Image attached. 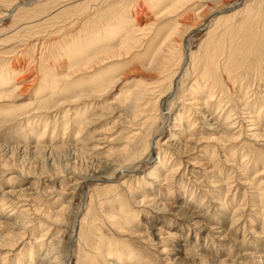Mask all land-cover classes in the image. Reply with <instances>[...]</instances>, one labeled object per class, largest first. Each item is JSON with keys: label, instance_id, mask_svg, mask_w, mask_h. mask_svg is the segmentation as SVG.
<instances>
[{"label": "rangeland", "instance_id": "374dc122", "mask_svg": "<svg viewBox=\"0 0 264 264\" xmlns=\"http://www.w3.org/2000/svg\"><path fill=\"white\" fill-rule=\"evenodd\" d=\"M80 1L85 6L90 5V13L94 14H85L72 27L68 23L61 31L50 29L53 31L51 37L33 36L32 30V34H29L31 31L26 33L22 42L14 38L13 42L0 45V63H3L6 52L14 51V64L22 66L14 79L27 76L26 80H20L19 84L23 86L15 93L16 100L9 101L14 105L6 106L8 109L13 107L10 110L12 112H9L10 117L5 114L0 116V264H46L42 263L43 254L49 251L48 244L53 239L58 247L53 253L56 257L53 260L57 264H104L107 262L104 256L108 251L102 248L104 253L95 254L99 244V236L94 235L96 232L89 231L82 239L80 236L78 238L81 228L79 219L85 216V211L89 208L92 216L98 219L101 233L109 239L112 249L116 251L128 245L126 254L132 259L126 264H264V174L260 175L264 173V0H197L185 6V10L182 9L177 15L160 19L158 17L165 8L177 0ZM71 2L72 0H0V38L17 30H28L29 19L46 17L54 8V11L71 12ZM124 5L126 11L133 8L137 10L135 16H141L143 21L147 20L144 22L153 23L157 20L152 33L143 40L144 43L149 40V46L140 48L141 52L137 50L140 55L136 52L132 55L134 57L115 58V61L112 59L103 67L97 66L98 72L103 71L104 76L97 79L95 85H102L99 87L103 88V92L100 91L105 94L103 98L85 100L86 93L97 88L91 84L87 85L91 87H86L85 82V96H80L81 100L75 101L79 98V91L70 84L73 88L69 85L71 89L66 88V93H57L55 103L50 104L49 100V104H41L49 106L51 112L42 117H34L32 113L40 106L38 101L50 99V92L39 88V82L29 84L33 74L28 68L34 65V59L39 57L42 50V46L35 47V44L48 39L49 43H53L48 51H56L59 44L67 42L73 34H79L87 19L99 22L108 15L105 12L111 6L125 9ZM152 7L155 9L152 10ZM99 12L101 14L97 15ZM234 14L235 17L226 20L227 15ZM72 19L71 16L69 20ZM171 25L186 28L182 38L186 35L187 41L185 37L181 43H177L179 51L173 53L182 60L179 68V65L174 64V70L181 71L184 67L176 85L174 82L173 91L174 75H170L172 79L168 78L166 83L163 82L165 85L158 84L157 88H163L165 90L162 91L165 92L153 113L157 112V118L161 117L162 120L167 117L166 128L161 130L160 137L155 136L159 144L155 145L153 142L151 149L143 152V162L133 165L134 169L126 176L122 174L111 177L113 181L109 180L108 176L113 173L112 164L123 160L125 154L126 158L133 156L138 149L137 145L133 149L130 135L139 126L140 120H134L131 117L134 115L127 111L125 114L124 98L128 94L121 93L128 89L148 90L161 79V71L156 64H151V57L148 55L146 59H140L139 56H143L144 52L147 55L148 51L150 55H154V50L164 44L165 48L161 49H166L167 44L164 42L169 36L167 30L172 28ZM212 30L216 32L215 36L207 41ZM223 36L228 38L225 39V45L233 41V65H237L232 66L233 70L228 72L223 70L225 74L221 73L220 76L224 79L220 84L212 86L209 82L208 89L202 91L205 80L201 78L203 73L197 71L195 66L198 62L204 63V55L210 48L207 43ZM118 42L116 40L114 44L118 46ZM115 45L106 47L112 48ZM75 46L77 47L72 44L71 50L67 52L70 58ZM227 47L229 49V45ZM18 48H25V54L19 53ZM64 50L61 49L62 52ZM214 51L216 52L215 48ZM191 55L197 57L195 65L189 64V58L194 59ZM65 57L63 62L66 65L69 59ZM175 57L173 61L178 60ZM221 61L224 62L223 59ZM68 66L67 64L65 67ZM75 67L83 66L79 64ZM5 68V64L0 66V74ZM64 73L62 71L61 75ZM83 73L85 72L81 74ZM81 74L75 79L80 80L82 76H86ZM195 76L200 79L197 87L194 86L197 88V97L189 91V87L196 81ZM84 79L85 77L82 80ZM199 85L203 87L202 90ZM67 89L70 94H67ZM210 91L216 97L214 100H210ZM191 96L202 100L198 104L200 108H197L208 114V120L202 122L200 115L196 114L197 109L192 107L190 114L184 116L182 124L177 126L179 123L173 122L178 109L180 106L190 108ZM149 98L142 102L149 101ZM206 101L210 102L207 104ZM91 104L102 106L94 110V114L100 117L97 120L92 118V121L83 125L79 116L75 115L78 111L89 110ZM230 110L242 113L240 116L244 115L243 118L250 114V120L254 119V131L260 136L258 141L252 140L254 137L247 135L248 130L240 129L239 126L232 130V135L227 133L228 136L238 137V140L227 141L224 153L217 148L215 142L203 139V136L209 135L203 131L207 132L204 130L208 127L207 124L213 123L214 127L218 126L220 129L216 135H224L227 132L225 122ZM25 114L32 116L29 119ZM157 122L159 124L160 119ZM250 123L251 121L246 122L245 126H252ZM81 125L82 133L78 134ZM45 127L49 129L44 143L50 149L45 152L36 151L34 146L39 136L37 133L44 131ZM148 132H151L149 128L144 131V135ZM200 138L203 140L198 141ZM128 143L131 145L124 152ZM159 147L165 151H160V155ZM167 174H171L168 179ZM111 186L120 195L114 202L107 200L111 196ZM24 193L29 197L25 198ZM98 198L103 199L102 206L99 205ZM6 202H10V206L3 212L1 204ZM15 205H23L20 210H30L29 215L22 216L24 212L21 213L17 206L14 208ZM65 205L68 208L64 215L57 216L56 212ZM122 207L126 208V220H129L125 224L123 219L125 228L121 230L124 232L115 230L107 220L108 214L120 219ZM13 210L17 212L11 216ZM58 217L63 219L57 220ZM47 230L49 232L42 240L45 244L40 246L36 241ZM15 240L19 242L14 248H10L9 244ZM130 250H135V253L128 252ZM87 254H91L90 260L85 259ZM108 262L125 264L117 263V259Z\"/></svg>", "mask_w": 264, "mask_h": 264}, {"label": "bare ground", "instance_id": "6f19581e", "mask_svg": "<svg viewBox=\"0 0 264 264\" xmlns=\"http://www.w3.org/2000/svg\"><path fill=\"white\" fill-rule=\"evenodd\" d=\"M193 2H197V0L196 1L195 0L194 1L193 0H182V1L177 0L176 3L172 2V4L170 6H168L167 8H165V10L161 13V15H159L158 18L159 19L160 18H165L167 16H170V15L172 16L174 14L177 15V13L179 11L181 12V10L184 9L185 6H189ZM69 6H71V8H72L71 12H69V11L64 12V11H60V10H57V9L54 11V9H55L54 8L52 11H50V13L46 17H42V18H38L37 17V19H35V18L33 19L32 18L33 20L29 19V29L28 30H25V31L24 30H17L15 32H12L9 35H7V37H3L2 36L0 38V45L4 44L6 42H11L12 39H14V38L17 39L19 42H22L26 38V33L31 31V33H29V34H32V30L34 31L33 32V36H39L41 38L51 37L52 36L51 33L53 31L58 32V31L63 30V28L68 23H69V25L71 24L70 27H72L73 24L79 22L82 18H84L85 14H86V16H90V15L94 14V13H90L91 12L90 11L91 9L89 8L90 5L85 6L80 0H74V1L72 0L71 4L69 3ZM80 6H85V8L84 7H80ZM124 6H125V9L123 7H120L119 9H115L113 6H111L110 9H107L106 12L102 11V12H105V14H108V15L103 20H101L99 22L98 21H92L91 22V21H88V19H87L85 21L84 26L79 30V34H77V33L73 34L67 42L59 44L58 49L56 51H53V52L50 51V50L48 51V49H49L48 47L52 46V44H53L51 42L49 43L48 39H46L42 43H40L41 42L40 41V42H37L35 44V47L36 46H42V50H41V54L39 53L40 54L39 57H36L34 59V62H35L34 65H32V67L29 66L30 64L28 65L29 66V68H28L29 70L28 71L33 74L31 79L29 80V82H31L29 84L30 85H34V84L39 82V85H40L39 88L41 87L42 89L50 92V99H48V100H44L43 99V101L41 99L40 101H38V103H40L39 104L40 106L38 107V105H37V107H38V108H36L37 110L35 109L34 113H32V114H34L33 115L34 117H42L44 114H47V112H51L49 110V108H50L49 106H47L46 104H44V106H42L41 104L43 102L49 104L48 103L49 100L51 101L50 104L55 103V101H57L56 100L57 99L56 98L57 97L56 96L57 93H62V92L66 93L65 89L69 88L70 84H72V86L74 85L76 87L75 88L73 86L75 88V90L78 89V91H79V92H77L79 98H77L75 101L81 100L80 96H82V97L85 96L84 95L85 94V88L83 87L85 85V82L87 83L86 87H91L92 85L96 86L95 85V83H97L96 80L101 78L102 76H104L103 75V71H99L98 72L99 68L96 69L97 66H99V67L102 66L103 67V65L107 64L112 59L114 60L115 58H117V59H119V58H124V59L129 58L134 53H136L137 50L141 52L140 48L145 47V46H149V42L150 41L148 40L146 43H144L143 40L145 38H148V35L150 34V32L152 33V31H153L152 27H153V25H155L157 20L155 19L153 23L144 22V21H147V20L143 21L141 16H140V18H137L135 16V15H137V10H135L133 8V9H127L128 11H126V5H124ZM153 9H155V8L152 7V10ZM139 12H140L139 13V15H140L141 14V9L139 10ZM98 14L100 15L101 13L99 12V13H97V15ZM236 14H238V13H236ZM236 14L227 15L225 18H226V20H228L230 17L231 18H233V16L235 17ZM258 15H260V14H258ZM71 16L73 17V19L69 20ZM243 16H245V15H243ZM246 17H248V16H246ZM254 18H255V16H254ZM220 19L221 18H219V20ZM245 19L247 20V18H245ZM252 20H254V19H252ZM169 23H171V22H169ZM31 26H33V28H31ZM187 26H189V25H187ZM226 26H229V24L226 25ZM165 27H167V29H168V25H166ZM86 28H88V29H86ZM50 29H52L53 31H50ZM185 29L186 28H183V29L182 28H178L177 25H175L174 27L172 26V28L167 30V32H169L168 33L169 36L166 39V42H164V43L167 44L166 49H161L163 47L165 48V44H164L163 47H161V48L159 47L158 49L154 50L155 51L154 55L153 54L150 55L149 51H148L147 55H145L144 54L145 52H144V53H142L143 56H139L140 59H144V58L146 59L148 57V55H149V57H151V64L154 63V64L157 65V67L161 71V76L162 77H161V79L159 81L157 80L158 82L153 83L154 85L152 84L151 88L148 89V90H144L143 88H140V89H137V90H134V91H129V89L122 91L121 94H128L127 98H126V96L124 98V109H125L124 112H125V114H126V111H127L128 113H131V114L134 115V116H131L134 120H136V121L140 120V123H138L139 126L134 131H132L131 135H130L131 140H132L133 149H134V145H137L138 149H137L136 153L133 156H131L129 158H126V154H125V158H123V160H121L119 163L112 164V165H114L113 170L111 169V167H110V169L113 171V173L111 172V175L108 176L109 180L113 181V179L111 177H113V178L119 177V176H122V174H124V176H126L128 174V172L131 171V169H134L133 165H135L137 162H143V160H144V159H142L143 152L144 151H148L149 149H151V146H152L153 142H155V145L159 144V140L156 139L155 136H157V138L160 137L161 130L166 128L165 124H166L167 117L166 118L164 117L165 119L162 120L161 117L157 118L158 117V114H156L157 112L153 113L154 111H156V108L158 107L157 106L158 102L163 97V94H164L163 92H165V91H162V89H163L162 87H161L162 89L159 88L161 91L158 90L157 88H158V84L159 85H162V84L165 85V83L168 80V78L172 79V78H170V75L171 76L174 75L175 77H174V79L172 81V88H171L172 91H173L174 82H175V85H176V81H177L178 77L180 75H182V73L184 72V67L183 68L181 67L182 68L181 71L178 70L176 72L174 70V68L176 67L175 66L173 68L174 64H177V66L179 65L177 67V68H179L182 60H180L177 57H175L176 55H173V53L176 50L179 51V47H178L177 43H181L184 40L185 37H186L185 40L187 41V36L186 35L184 36V38H182L183 32L187 30V29L186 30ZM223 32H224V30H223ZM223 32H221V33H223ZM23 33L25 35H23ZM215 33H216L215 30L210 31L209 38H208L207 41H210V38L213 39L214 36H215ZM60 39H61V37H60ZM225 39L226 40L228 39L227 36H223L220 39H217L215 41H211V43H209V42L207 43V45L210 44L209 45L210 48L207 49V51H206V53L204 55L205 60H204L203 64H201L200 62H198V64H196L197 61L196 62H194V61L197 59V57L196 56L194 57V55H191L192 57H194L193 60L191 58H189V64H192V65L196 64L195 67L197 68V71H200V72L203 73V77H201L202 79L205 80V82L202 83V85L204 87V88L202 87L203 90H202L201 86L199 85L200 86L199 89L201 88L202 91H205L206 89H208L207 87L209 86V82H210V84L212 86L220 84V82L224 79V78L222 79V76H220L221 73L225 74L223 72V70L228 72L230 70H233L231 68L232 66H236L237 65V64L233 65L235 63L233 61V55L234 54H233V52L231 50V48L234 47V46H232L233 45L232 44L233 41H231V43L228 44L229 45V49H228V47H227L228 45L227 44H226L227 46L225 45ZM229 39H231V38H229ZM116 40H119V42H118L119 45L118 46H116L114 44L116 42ZM79 41H82V42L78 43ZM226 43H227V41H226ZM234 43H235V41H234ZM72 44H76L77 47L76 46L74 47V49H73L74 54H72V56H71L72 59H71L70 55L67 52L71 50L72 47H70V46ZM113 44L115 45V47H112V48H107L106 47V46H114ZM187 45H188V43H187ZM54 46H57V45H54ZM62 48L65 49L64 52L61 51ZM214 48L216 49V52L214 51ZM23 49H25V48H21V49L18 48L19 53L25 54V50H23ZM54 49L55 48H53V50ZM145 49H142V50L145 51ZM147 49L149 50L150 48L148 47ZM220 50H222V52H219ZM140 52L139 53L137 52V54L140 55ZM12 53H14V51L6 52L4 54V56H3V63H0V66L5 64V67H6L5 68L6 70H4L0 74V116H2L4 114L6 116L10 115V113L12 112V111L10 112V110H13V107L12 108L10 107L8 109V107H6V106L11 104L9 101L16 100L15 99V93L17 91H19L21 86H23L22 84H19V83H21L20 80H24V79L26 80V78H27L26 75H22V76H18L16 78V80L14 79L15 78V74H17V72L20 71V69H22L21 68L22 66L20 64H18V63L14 64V61H13L14 58H13ZM259 54H260V52H259ZM64 56H66L67 59H69V63H67L69 66L67 68L65 67L67 64L65 65L64 62H63V57ZM132 57H134V56H132ZM174 57L177 58L178 60L173 61ZM189 57H190V53H189ZM222 59L224 60V62L221 61ZM38 62H40V63L38 64ZM22 64H24V63H22ZM79 64H81L83 67L76 68L75 66H77ZM168 65L170 67L167 68ZM158 68H156V69H158ZM193 70H194V68H193ZM62 71H65V73L61 75ZM197 71H195V72H197ZM82 72H85V73L81 74ZM91 73H93V74H91ZM80 74L81 75H86V76H82L83 78L85 77L84 80H82L83 78L82 79L80 78V80H78L79 78L75 79V77L76 76L78 77V75H80ZM108 75H110V74H108ZM56 76H59V77H56ZM196 76L194 77L195 79H196ZM200 76H201V74H200ZM214 76H216V77H214ZM158 77H159V74H158ZM104 80L106 81V79H104ZM164 81H165V83H163ZM198 81H200V79H196V81L193 82V84L191 83L192 85L189 87V91L193 92V93H191V94H193V96L195 94H197V91H196L197 88H195L194 86L197 85ZM71 82H74V83H71ZM223 83H224V81H223ZM90 84H91V86H87V85H90ZM99 85H98V87L96 86L97 88L94 89V90L90 89L89 93H86V96L84 97V99L85 100H90V99H94V98H97V99L103 98L105 96V94L104 93L103 94L100 93V91H102L103 88H100V87H102V85H100V87H99ZM224 85H225V83H224ZM234 85H236V84H234ZM72 86H71V88H73ZM12 87H14L13 88L14 90L10 91V89ZM168 87H167L166 90H168ZM71 88H69V89H71ZM212 88L213 87H211V89ZM72 90H71V92H72ZM163 90H165V89H163ZM224 90H225V88H224ZM67 91H68V89H67ZM226 91H229V90H226ZM223 93H224V91H223ZM67 94H70L69 91L67 92ZM77 94H76V96H77ZM87 94H89V95H87ZM191 94H189V95H191ZM226 94L227 93H225V95ZM203 95H204V93H203ZM208 95L210 97V100H214L213 98H216V97H214V95H212L211 91H210V94H208ZM193 96L190 97V102H189L190 108L189 107L186 108L185 106L184 107L180 106V108L178 109L179 112L177 111L178 113L176 114V119L173 122L174 124L179 123L177 126L182 124V119L184 118V116L186 117V116H188L190 114V110L192 109V107L197 109L196 114L200 115L199 119H201L202 122H204L205 120H208V117H209L208 114L200 111V109H199L200 107L198 106V104L202 100H199V98L198 99L194 98L195 96L197 97L198 95H195L194 97ZM228 96H226V97H228ZM147 97H150L149 101L142 102ZM209 102L210 101H208V102L206 101L207 104ZM98 103H101V102H98ZM244 103H242V104H244ZM248 103H249V101H248ZM12 105H14V104H11V106ZM55 107H57V105ZM100 107H102V106H100V104H96V105L95 104H91V106L89 107V110L85 109L82 112L78 111L75 116H79V118L81 119L82 123H84L83 125H85L86 123L92 121V120H90L92 118L96 119V120L99 119L100 116L99 115L98 116L95 115L94 114V110H96V109H98ZM197 107H199V108H197ZM201 107H202V105H201ZM16 108H17V106H16ZM176 108H178V107H176ZM233 109L235 111H237L235 108H233ZM17 110H20V109L18 108ZM201 110H203V108ZM234 110H232V111L230 110L231 111V112H229L230 115H229V117L226 118V122H225L226 123V125H225L226 129L225 130H227V132H225L224 135H222V134L220 136L216 135V132L219 131L220 129L218 128V126L214 127L213 123L212 124H210V123L207 124L208 127L204 129V130H207V132L203 131L204 134H206V135H207V133L209 134V135H207L205 137L203 136V139H207L208 142H211V143L215 142V144L217 145V148L219 150H222L223 152L225 151V149H226V147L228 145L227 141L238 140V137H236V136L235 137L234 136H228V135L231 134L232 130H235L239 126H241L240 129H243V128L245 129L246 128L248 130L247 135H250V136L254 137V139H252V140H255V141L257 140L258 141V138L260 136V134L258 132L254 131L255 130L253 128V126H255L254 119L251 118V120H250V117H252V116L247 113L248 117H244L243 118L242 116H244V115L240 116V114H242V113L239 114V113L235 112ZM193 112H195V111H193ZM240 112H242V111H240ZM16 113H18V112H16ZM244 113H246V112H244ZM249 113H251V112H249ZM32 114H25L26 115L25 117H28L30 119ZM238 114H239V116H238ZM91 115L93 117L90 118ZM55 116H57V114ZM253 116H255V115H253ZM257 117H258V115H257ZM83 118H85L87 120L85 121V119H83ZM159 119H160V123L158 124L157 120H159ZM249 121H251L250 124L252 126H247L246 127L245 124H246V122H249ZM82 127L83 126L81 125V127H80L81 130H79L78 134L82 133ZM148 128H149V130L151 132H148L146 135H144V131L146 129H148ZM48 129H49L48 127H45L44 131L37 133L39 136H38V139H37V144L34 146V149L36 151H42V152L44 151L45 152V151H48L47 149H50L49 146L45 145V143H44V141L46 139V136H47ZM156 129H158V130L156 131ZM169 131H170V129H169ZM251 131H254V132H252L250 134L249 132H251ZM228 132H230V133L227 134ZM235 134L236 133H233V135H235ZM241 134H242V132H241ZM223 138H224V140H223ZM203 139L200 138V139H198V141H201ZM145 140H147L146 143L144 142ZM130 145L131 144L128 143L124 147L123 151L126 152V147L128 148ZM166 146H167V148H169L168 144ZM29 148L31 149V147H29ZM160 151H164V150L159 147V153H158L159 155L161 154ZM224 153H226V152H224ZM235 158H236V156H235ZM255 163L258 164V162H255ZM263 174L264 173H261L260 175H263ZM168 176H171V174H167L166 179H168ZM110 185H113V184H110ZM114 188L115 187H112V186L109 187V190L111 191V196L107 197V200L109 202H114V201H116V198L120 197L119 193L116 192L114 190ZM22 196H23V194H22ZM24 196H25V193H24ZM27 196L29 197V195H27ZM27 196H25V198ZM98 199L100 201L99 205L102 206V204L104 203V201H102L103 199L102 198H98ZM4 201H6V200L4 199ZM9 203L10 202H6V203H2L1 204V207H3V212L6 211L9 208V206H10ZM16 206L17 205H15L14 208ZM22 206L23 205H21L20 207L17 206V208L19 207L18 210H20V208H22ZM66 206L67 205H65L60 211L56 212L57 216H59L60 214L64 215L65 211L67 210L66 208H68ZM121 210H122L123 214L120 216L121 217L120 219H119V217L118 218L113 217V215H111V214L109 216V214L107 213L108 214V219L107 220L111 223V225L114 227L115 230H119V231H122L121 229L125 228L123 219L125 221V224H127V222H129V220H126V208L122 207ZM28 211H30V210H28V209L20 210L21 213L24 212V214L22 216H26V215L28 216L29 215ZM16 212H17V210H13V213L11 214V216L13 214H15ZM35 213H37V212H35ZM62 219L63 218L60 219L58 217L57 220H62ZM79 224L81 225V228L79 229L78 238L80 236L81 239H82L84 236H86L89 233V231H94V232H96L94 235H98L99 236L97 238L99 240V244H98V246L96 248L97 252L95 254L99 255L100 252H101V254L104 253L103 249L108 251L107 254H105V256H104V258H106L105 261H107V262H104V264H113L112 262H108V260H111V259H117L118 260L117 263L124 262L126 264V262H129L130 259H132L131 256H128L126 254V247H128V245L126 247L125 246L124 247H120L116 251L114 250V248L112 249V247H111L112 244L110 245L109 239H106L101 233V228H100V226H98V224H99L98 223V219L96 217L92 216L91 208H89V209H87L85 211V216L83 218H81V220L79 219ZM48 232H49V230H47L45 233H43L42 237H39L37 239L36 242H39L40 246H43L45 244L44 242H42V240L45 239V235H47ZM122 232H124V231H122ZM53 240H51L49 242V244H48L49 251L47 253L43 254L42 263L45 262L46 264H57V262L53 260V258H56V257H54L53 253H55L54 251H55V249L57 247L56 244H55L56 242L53 241ZM18 242L19 241L15 240L14 243H10L9 244L10 248L11 247L14 248V246L17 245ZM120 246H123V245H120ZM131 247H133V246H131ZM129 249L130 248H128V250ZM134 251L132 252V250H130L128 252L135 253ZM85 259L86 260H90L91 259V254H87ZM51 260H53V261H51ZM95 263L96 262H94L92 264H95Z\"/></svg>", "mask_w": 264, "mask_h": 264}]
</instances>
